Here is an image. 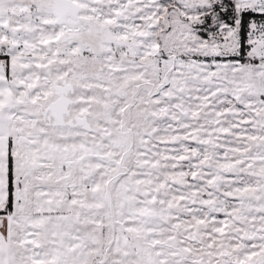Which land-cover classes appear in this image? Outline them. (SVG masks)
I'll list each match as a JSON object with an SVG mask.
<instances>
[{
    "label": "snow or ice",
    "instance_id": "obj_1",
    "mask_svg": "<svg viewBox=\"0 0 264 264\" xmlns=\"http://www.w3.org/2000/svg\"><path fill=\"white\" fill-rule=\"evenodd\" d=\"M0 264H264V0H0Z\"/></svg>",
    "mask_w": 264,
    "mask_h": 264
}]
</instances>
